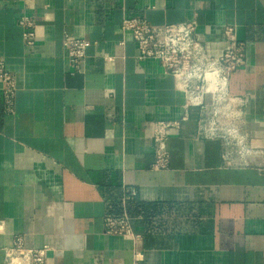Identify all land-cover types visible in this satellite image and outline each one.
I'll list each match as a JSON object with an SVG mask.
<instances>
[{
    "label": "crops",
    "instance_id": "0c3cea01",
    "mask_svg": "<svg viewBox=\"0 0 264 264\" xmlns=\"http://www.w3.org/2000/svg\"><path fill=\"white\" fill-rule=\"evenodd\" d=\"M137 14L196 18L212 56L235 26L247 54L229 90L251 97L243 128L264 149V0H0V62L17 82L15 112L0 111V264L15 237L48 245L47 264H264V166H224L223 142L197 134L198 109L168 140L169 168L153 169V123L181 118L184 96L158 61L137 60L121 28ZM65 33L90 41L84 73L71 72ZM124 210L137 236L105 234Z\"/></svg>",
    "mask_w": 264,
    "mask_h": 264
},
{
    "label": "built area",
    "instance_id": "2783aa9c",
    "mask_svg": "<svg viewBox=\"0 0 264 264\" xmlns=\"http://www.w3.org/2000/svg\"><path fill=\"white\" fill-rule=\"evenodd\" d=\"M22 28V40L33 52L37 40L34 17L23 14L17 19ZM198 22L192 18L180 23L153 24L145 15L125 16L121 24L136 42L137 60L154 59L165 74L174 79L175 89L184 96L181 118L174 121L158 120L152 128L153 169L169 168L171 153L168 140L188 120L192 108L199 110L198 136L207 140H221L223 165L227 167H263L264 149L254 147L243 125L250 104V96L237 95L229 90V80L234 71L246 63V43L239 40L235 26H225V46L215 55H209L197 39ZM90 41L65 33L64 47L68 65L73 73H84V62ZM17 82L15 75L0 62V111L15 112ZM136 195L130 188L123 195L126 204ZM104 232L108 235L137 236L126 210L120 214L106 215ZM48 245L27 248L21 237H15L6 251L5 264H47ZM134 264H140L137 260Z\"/></svg>",
    "mask_w": 264,
    "mask_h": 264
}]
</instances>
